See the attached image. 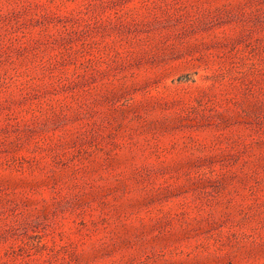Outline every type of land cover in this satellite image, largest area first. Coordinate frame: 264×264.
<instances>
[{"label":"rangeland","instance_id":"1","mask_svg":"<svg viewBox=\"0 0 264 264\" xmlns=\"http://www.w3.org/2000/svg\"><path fill=\"white\" fill-rule=\"evenodd\" d=\"M0 264H264V0H0Z\"/></svg>","mask_w":264,"mask_h":264}]
</instances>
